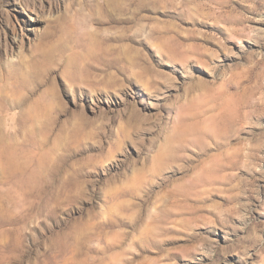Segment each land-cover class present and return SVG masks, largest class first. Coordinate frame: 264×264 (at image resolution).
Returning <instances> with one entry per match:
<instances>
[{"label": "rangeland", "instance_id": "rangeland-1", "mask_svg": "<svg viewBox=\"0 0 264 264\" xmlns=\"http://www.w3.org/2000/svg\"><path fill=\"white\" fill-rule=\"evenodd\" d=\"M0 264H264V0H0Z\"/></svg>", "mask_w": 264, "mask_h": 264}, {"label": "bare ground", "instance_id": "bare-ground-1", "mask_svg": "<svg viewBox=\"0 0 264 264\" xmlns=\"http://www.w3.org/2000/svg\"><path fill=\"white\" fill-rule=\"evenodd\" d=\"M13 36H14L15 38H17V37H18V34H17V32H16V31H14V32H13Z\"/></svg>", "mask_w": 264, "mask_h": 264}]
</instances>
